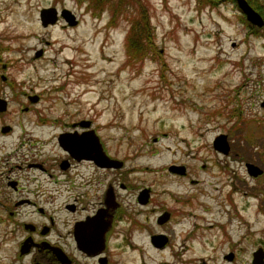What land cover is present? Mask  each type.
Listing matches in <instances>:
<instances>
[{"label": "rangeland", "instance_id": "374dc122", "mask_svg": "<svg viewBox=\"0 0 264 264\" xmlns=\"http://www.w3.org/2000/svg\"><path fill=\"white\" fill-rule=\"evenodd\" d=\"M97 1L95 11L90 0H0L1 56L9 76L8 82L0 79V96L12 101L2 118L16 127L12 136L0 137V158L14 150L20 124L39 140L50 137L53 127L33 128L26 118L32 113L21 112L25 97L19 91L38 93L43 96L38 108L50 116L48 124L54 117L59 120L54 126L64 119H92L105 149L124 163L99 171V184L86 167L85 178L75 180L74 187L39 175L45 194L36 191L37 181L21 179L58 229H68L63 204L76 199L83 212L113 179L125 216L118 224L121 235L109 242L111 264H230L222 258L227 250L236 252L234 264H251L252 251L264 240V205L260 211L257 198L264 200V175L249 178L212 143L223 133L244 161L264 162V130L255 126L264 118L259 105L264 34L250 33V26L264 32V25L249 22L237 2L228 0L214 6L202 0ZM246 1L264 22V0ZM48 7L58 18L44 26L39 11ZM61 10L70 11L75 23L68 24ZM133 37L140 47L151 38L152 52L132 56L126 46ZM238 117L254 121L238 124ZM38 145L43 156L57 150L52 141L34 142ZM11 155L8 165L22 160L20 153ZM226 159L236 176L227 171ZM170 164L185 166L186 174L168 171ZM141 187L152 193L144 210L135 203ZM162 210L174 212L168 224L155 221ZM206 221L216 226L203 230ZM195 225L197 238L191 240ZM153 233L169 235L164 247L151 244ZM18 240L0 233V264L16 263Z\"/></svg>", "mask_w": 264, "mask_h": 264}, {"label": "flooded vegetation", "instance_id": "af4514ba", "mask_svg": "<svg viewBox=\"0 0 264 264\" xmlns=\"http://www.w3.org/2000/svg\"><path fill=\"white\" fill-rule=\"evenodd\" d=\"M0 48L3 49V45L0 46ZM2 52L3 50L0 51V79L2 82H8L9 76L5 73L8 69L5 68L6 64L2 61ZM18 96L25 97V99L20 98L22 104L21 112L26 114L32 113V115H27L26 118L32 123L31 126L33 128L34 126L53 127L51 128L52 133L50 137L45 139L40 138V140L52 141L57 150L52 156H48L47 152L43 156L39 145L34 146V142L38 144L42 143V141L40 142V140L31 133L33 131H29V134L26 133L25 127H23L24 124H20L19 126L22 127V129L17 135L18 142L14 146V150L11 153H6L4 157L0 158V225L4 226L3 230L0 229V233L5 237L14 236L19 239L16 245L18 251L17 260L14 264H90L88 260H94L97 264H111V259L109 257V242L121 235L118 224L121 218L125 216V211L123 210L121 202H119V194L116 193V189L112 184L113 179H110L109 182L105 184L104 190L99 193L98 199L95 200L89 208H82L83 212L78 209L76 199L74 201H68L61 206V208L68 213V220L65 222L68 228L66 232L57 228L55 218L51 214H46L47 208L42 204L39 205L35 199L28 196V189H26V185L23 184L21 179L26 180L28 183L37 181L36 191L38 190L41 194H45L44 188L41 187L42 183L40 182L41 178L39 175H42L50 183L64 182L66 187H69L70 185L73 186L72 184L76 182L75 180L78 181V179L85 178V176H83V169L86 167L91 169L93 175L98 176L95 177V179H97V183L99 184L101 183L99 171L105 172L115 170L124 166L123 161L121 160L120 162L118 160V162L115 161L113 164H108V166H106L99 164L97 159L93 157L99 156V154L104 157L105 154L109 159L115 158L105 149L100 135L96 133L97 127L94 125L92 119L75 118L63 120L60 118L63 122L60 123V126H54L55 123L59 122L58 118L54 117L50 125L48 124L50 116L38 108L40 106L39 103L43 100L42 95L34 92L28 93L21 89ZM0 99H4L0 100V107L3 105L5 107L0 110V137L12 136L16 131L15 125L8 123L2 118V116L6 114L9 108L8 106L12 101L5 97V95H1ZM259 105L264 110V99L260 101ZM236 111L237 108L234 109L232 116H236ZM243 111V108H241L238 113H242ZM242 119H245L243 121L245 123L251 122V120L254 121L252 118L247 119L238 117L237 120L240 121L237 123L240 124ZM255 126L264 130V118L257 120ZM97 140L101 144L103 154H101L98 148ZM212 145L214 148L213 143ZM26 146L29 147L28 150H24V153H21V150ZM226 148H222L221 150L215 149L219 151V153L224 154L232 164L245 168L249 178H262L264 175V162L262 158L261 161L258 162L244 161L243 158L238 156V152L231 151L232 147H230L229 142H227ZM12 153H15V156L20 153L18 160L21 158L22 160L13 165H8L9 161L12 160ZM225 161L227 162V159ZM118 164L122 165L118 167L114 166ZM227 165L229 166L228 162L225 165L226 168ZM184 170L185 172L182 175L187 172L185 166ZM36 171L38 174H35ZM227 171L231 172L230 175L234 174L236 176L233 166L232 169L227 168ZM194 181L195 180H192V182ZM119 184L121 188L126 187L122 182ZM262 185L264 186L263 183ZM256 186L259 187L260 184ZM144 188L146 187L140 188L135 199V203L138 204L140 208L143 207V210L150 206L152 194L151 190L147 188L149 197L144 201L142 197H140V191ZM6 189L10 190V193H6ZM11 191L14 193L20 191V195L13 197L11 196ZM257 198L260 199L258 208L262 211L264 207L262 195H258ZM247 202V200L244 202L245 208L248 206ZM22 208L25 209L22 210ZM140 211H142V209ZM148 211H151V209ZM173 213L174 212L169 210H162L161 214L155 219L156 223L160 225L168 224L172 219ZM193 216H195V214H192V217ZM204 219L206 218L202 217V220ZM134 222H136V220L131 219V225H134ZM214 226H216L215 223H207L206 221L203 230L206 228L211 229ZM223 226L224 225H221L222 228ZM195 228L199 227L195 225L192 231H189V238L191 240L197 238ZM163 234L165 240L164 245L157 246L154 244L155 246L164 247L166 245L165 243L168 242L169 235L167 233ZM163 234L153 233V235L150 236L151 244L153 245L152 237L154 235ZM124 236L129 235L127 232H124ZM201 237L204 238V234H201ZM85 242L87 246H85ZM202 242L204 244L205 242H209L211 245L214 244L213 241L202 240ZM259 243V246L264 250V240H260ZM253 254L254 251L251 253V264H253ZM222 258L224 261L234 264L236 252L227 250L226 253L222 255Z\"/></svg>", "mask_w": 264, "mask_h": 264}, {"label": "water", "instance_id": "95a60500", "mask_svg": "<svg viewBox=\"0 0 264 264\" xmlns=\"http://www.w3.org/2000/svg\"><path fill=\"white\" fill-rule=\"evenodd\" d=\"M235 2H237V5H238L240 11L246 15V19L249 22H251L254 25H258V26L264 25V22H263L261 15L256 10H254L246 0H235ZM39 12H40V21L44 26L49 24V23H55L56 19L58 18L57 11L53 7L43 8ZM59 14L61 17H63L65 19V21L68 22V24L75 23L74 15L70 11L61 10V12ZM0 100H4V99H0ZM2 108H5L4 105L2 107H0V110ZM97 144H98L99 150L101 151V154H103L101 144L99 143L98 140H97ZM213 144H214V148H216L218 150H221L222 148H226L227 147V140H226L225 135L220 134V135L216 136L214 141H213ZM93 157L95 159H97L98 163L101 165L108 166V164L111 165L115 161L118 162L115 159H109L105 154H104V157H103V155H100V154H99V156H93ZM106 159L107 160L109 159L108 161H110L111 163L108 162ZM119 165H121V164L114 165V166L118 167ZM168 171L177 172L179 174H183L185 172L183 165L177 166L175 164H170V166L168 167ZM140 197H142V199L144 201H146L148 199L149 193H148L147 188H144L140 191ZM164 241H165L164 240V234L163 235H154L152 237V243L157 245V246H163ZM85 246H87L86 242H85ZM263 257H264L263 250L261 248H258L257 251H255L253 254V258H252L253 264H264Z\"/></svg>", "mask_w": 264, "mask_h": 264}, {"label": "trees", "instance_id": "16d2710c", "mask_svg": "<svg viewBox=\"0 0 264 264\" xmlns=\"http://www.w3.org/2000/svg\"><path fill=\"white\" fill-rule=\"evenodd\" d=\"M91 1L93 2V7L95 8L96 3L99 2V1H97V0H90V2H91ZM197 1H198L199 4H200V0H197ZM202 1H204L205 4H209V5H211V6H214V5H218V4H220V3L223 2L224 0H202ZM228 1H231V2H233V3H236V2H234V0H228ZM101 8H102V7H101ZM101 8H100V9H101ZM95 9H96V8H95ZM259 10H260V9H259ZM95 11H97V9H96ZM93 13H95V12H93ZM96 13H97V12H96ZM98 13H99V12H98ZM241 21H242L243 23L247 24L248 26H250L249 22L246 21L245 17L242 16ZM142 26H143V28H145L146 30L150 28V27H149V18H148V17H145V18L143 19ZM250 28H251L250 33H253V34L261 33L262 35L264 34V32L262 31L261 28H257V27L254 28L253 26H252V27L250 26ZM142 47H143V48H142ZM3 49H4V47H3ZM3 49L0 48V51H2ZM126 49H127V52L130 51V53L132 54V56H133V55L136 56V55L138 54L139 51H140L139 54H141V55H143V56L146 55V54H150V53L152 52V50H153L152 40H151V38H150L146 43L143 42V43H142V46L140 47V44L138 43L137 39L133 37L132 40L129 42V44L126 46Z\"/></svg>", "mask_w": 264, "mask_h": 264}]
</instances>
